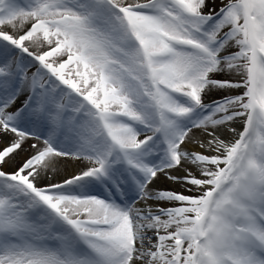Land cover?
Returning a JSON list of instances; mask_svg holds the SVG:
<instances>
[{
	"label": "snow or ice",
	"instance_id": "obj_1",
	"mask_svg": "<svg viewBox=\"0 0 264 264\" xmlns=\"http://www.w3.org/2000/svg\"><path fill=\"white\" fill-rule=\"evenodd\" d=\"M0 264H264V0H0Z\"/></svg>",
	"mask_w": 264,
	"mask_h": 264
},
{
	"label": "rangeland",
	"instance_id": "obj_2",
	"mask_svg": "<svg viewBox=\"0 0 264 264\" xmlns=\"http://www.w3.org/2000/svg\"><path fill=\"white\" fill-rule=\"evenodd\" d=\"M217 2H219V0H217Z\"/></svg>",
	"mask_w": 264,
	"mask_h": 264
}]
</instances>
